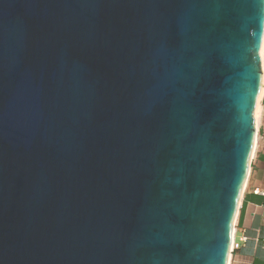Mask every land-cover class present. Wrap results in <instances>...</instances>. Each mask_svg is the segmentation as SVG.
Instances as JSON below:
<instances>
[{"label": "water", "instance_id": "95a60500", "mask_svg": "<svg viewBox=\"0 0 264 264\" xmlns=\"http://www.w3.org/2000/svg\"><path fill=\"white\" fill-rule=\"evenodd\" d=\"M263 44L264 0H0V264H229Z\"/></svg>", "mask_w": 264, "mask_h": 264}, {"label": "crops", "instance_id": "0c3cea01", "mask_svg": "<svg viewBox=\"0 0 264 264\" xmlns=\"http://www.w3.org/2000/svg\"><path fill=\"white\" fill-rule=\"evenodd\" d=\"M262 60L264 73V55ZM255 117L256 145L235 226L240 248L229 264H264V80Z\"/></svg>", "mask_w": 264, "mask_h": 264}, {"label": "built area", "instance_id": "2783aa9c", "mask_svg": "<svg viewBox=\"0 0 264 264\" xmlns=\"http://www.w3.org/2000/svg\"><path fill=\"white\" fill-rule=\"evenodd\" d=\"M257 193L261 194V192H259V191H257ZM239 248H240V244L235 241V235H234V240H233L232 247H231V255L235 251H237Z\"/></svg>", "mask_w": 264, "mask_h": 264}, {"label": "bare ground", "instance_id": "6f19581e", "mask_svg": "<svg viewBox=\"0 0 264 264\" xmlns=\"http://www.w3.org/2000/svg\"><path fill=\"white\" fill-rule=\"evenodd\" d=\"M261 55H262V58H263V55H264V44H263ZM256 112H257V109H256ZM255 116H256V114H255Z\"/></svg>", "mask_w": 264, "mask_h": 264}]
</instances>
